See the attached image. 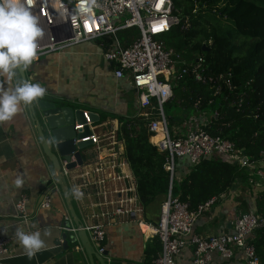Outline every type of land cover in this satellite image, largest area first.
<instances>
[{"label": "crops", "instance_id": "0c3cea01", "mask_svg": "<svg viewBox=\"0 0 264 264\" xmlns=\"http://www.w3.org/2000/svg\"><path fill=\"white\" fill-rule=\"evenodd\" d=\"M46 36L37 40L45 42ZM104 46L100 41H86L61 50L39 55L31 65L23 68L27 80L45 88L47 98L54 94L71 100L75 108L96 113L99 120L89 124L90 134L98 138L82 149V165L69 171L62 186L55 178L53 165L44 154L38 137L32 112L28 105L10 121L0 122V231L11 238L9 253L0 264H92L80 247L76 233L65 231L73 226L72 208L81 223L97 220L94 216L105 198L97 196V189L90 184L102 180L97 188L106 192L113 201L128 198L124 189L128 181L120 177L117 163L125 159V146L118 133L120 119L134 117L139 113L135 89L128 76L116 77L114 65L103 57ZM18 78L23 79L17 73ZM0 83L9 86L6 79ZM60 100V99H59ZM117 131L116 139L110 141V131ZM188 161H178L177 176L188 170ZM248 173L256 169L254 184H243L237 179L229 192L197 219L193 231L202 236L229 232L231 221L243 211L255 210L254 199L264 190V160L252 163ZM21 178L20 186L14 184ZM87 185H82L81 182ZM89 184V185H88ZM68 198H65L64 191ZM73 190L79 191L77 198ZM25 195L27 221L13 216V204ZM49 196V207L40 206ZM163 195H158L148 206L142 207L136 218H115L107 226L104 241L106 264H151L160 252L157 237L153 235ZM245 204V206H244ZM25 232L39 231L45 247L29 259L15 238L17 228ZM47 233V235H45ZM65 234L66 245L62 235ZM193 248L187 247L175 259V264H193ZM93 264H99L93 259ZM208 264H248L240 250L231 259L212 253Z\"/></svg>", "mask_w": 264, "mask_h": 264}, {"label": "built area", "instance_id": "2783aa9c", "mask_svg": "<svg viewBox=\"0 0 264 264\" xmlns=\"http://www.w3.org/2000/svg\"><path fill=\"white\" fill-rule=\"evenodd\" d=\"M28 6L37 18L42 34L46 36L45 42L38 45L36 58L78 43L101 41L104 46L103 57L114 65V75L130 78L137 96V115L150 118L147 125L151 133L149 140L160 151L166 152L164 168L170 175V184L153 227V235L160 243V252L151 264H175L176 257L187 247L193 248V264H208L214 252L225 259H231L236 250L241 251L248 264H259L249 240L254 229L264 224L260 214L251 209L241 212L231 221L229 232L202 236L193 231V226L218 198L212 197L191 210L186 202L172 194L177 159L185 158L189 166H194L205 157H217L246 167L252 163L247 162L231 141L210 135L204 129L210 118L217 116L218 111L212 115L201 112L204 119L193 116L188 118L184 121L188 126L183 129L173 127L169 116L165 114L164 105L173 97L176 55L172 49L165 48L160 36L179 24L171 0H28ZM130 27H136L140 34L124 46L117 32ZM104 39L106 42H103ZM196 62L194 79L206 83L210 78L207 79L197 71L200 58ZM153 99L155 104L152 103ZM116 133L115 130L109 132L110 141L116 139ZM87 139L94 143L98 140L93 136L81 140ZM261 159L264 160V152L261 153ZM65 164L63 162L61 166V175L67 178L71 170H67ZM116 165L120 177L128 181L124 189V193L130 194L128 198L118 201L108 198L106 192L97 188L102 183L100 179L90 184L97 189V196L105 198L99 205L102 208L94 214L97 220L83 224L90 243L99 253L105 250L106 228L115 218H136L142 211L136 193V180L126 157ZM81 184L87 185L84 181ZM26 201V196L22 194L13 204V216L23 222L28 219ZM49 205L50 198L45 196L40 206L46 208ZM64 229L76 233L74 225ZM10 242L11 238L0 231V260L9 253Z\"/></svg>", "mask_w": 264, "mask_h": 264}, {"label": "trees", "instance_id": "16d2710c", "mask_svg": "<svg viewBox=\"0 0 264 264\" xmlns=\"http://www.w3.org/2000/svg\"><path fill=\"white\" fill-rule=\"evenodd\" d=\"M171 2L179 24L160 36L165 48L176 55L173 97L165 104L178 107L181 114L218 111L204 126L206 132L228 139L248 163H257L264 152V0ZM139 34L136 27H130L119 30L117 37L126 46ZM197 58V71L210 78L206 83L194 79ZM168 119L172 125L180 121L173 115ZM149 120L136 115L120 119L118 127L142 207L158 195L164 199L170 184L164 168L166 152L149 140ZM187 168L181 177L176 169L172 194L191 210L212 197L226 195L237 179L244 182L250 175L246 166L217 157H205ZM254 200L255 211L264 218V190ZM249 243L259 264H264V224L254 229Z\"/></svg>", "mask_w": 264, "mask_h": 264}, {"label": "clouds", "instance_id": "9594fccd", "mask_svg": "<svg viewBox=\"0 0 264 264\" xmlns=\"http://www.w3.org/2000/svg\"><path fill=\"white\" fill-rule=\"evenodd\" d=\"M41 36L42 30L28 0H0V79L15 80L9 86L0 83V122L10 121L22 104H31L45 95L46 90L40 84L17 76L18 70L36 59L37 40ZM22 183L19 177L14 180L16 186ZM73 193L77 198L81 196L79 191ZM15 238L29 259L45 247L39 231L25 232L18 227Z\"/></svg>", "mask_w": 264, "mask_h": 264}, {"label": "water", "instance_id": "95a60500", "mask_svg": "<svg viewBox=\"0 0 264 264\" xmlns=\"http://www.w3.org/2000/svg\"><path fill=\"white\" fill-rule=\"evenodd\" d=\"M210 47L204 46L206 49ZM19 73L23 79H26L23 69H20ZM29 106L38 137L41 139L42 150L51 161L56 174L55 178L60 181L59 184L63 188L65 183V179L61 175L63 162H66L64 167L67 170L82 165L80 151L89 146L92 140L81 139L90 134L89 124L98 121L99 117L96 113L84 112L80 108H75L70 99L55 94L50 98L43 96ZM64 195L67 199L65 191ZM70 212L74 217L72 223L76 227V236L80 247L85 251L89 261L93 264V259H96L99 264H106V251L101 253L96 251L87 237L83 223L72 208H70ZM65 237L66 235L63 234V245H66Z\"/></svg>", "mask_w": 264, "mask_h": 264}, {"label": "rangeland", "instance_id": "374dc122", "mask_svg": "<svg viewBox=\"0 0 264 264\" xmlns=\"http://www.w3.org/2000/svg\"><path fill=\"white\" fill-rule=\"evenodd\" d=\"M164 111H165V114L167 116L170 117V116L173 115V116H175V118H178L180 120L179 122L175 121L173 123V127H179L180 129H183L184 127L188 126L187 123H185L184 121H186L188 118H190L192 116L196 117V118H201V119L205 118L204 114H202V113L195 114V113H192V112H188L186 114H181V110L178 109V107H176V106H167V104L164 105ZM206 118H208V115H206ZM195 124H196V122H195ZM170 127H172V126L170 125ZM249 167L250 166H247L246 169L249 170L250 169ZM252 171L254 173V172H256V169L252 170ZM253 173H250L248 180H246V181H244L242 183L246 184V185H250V186H251V184H254V181H255L254 179L256 178V176Z\"/></svg>", "mask_w": 264, "mask_h": 264}]
</instances>
